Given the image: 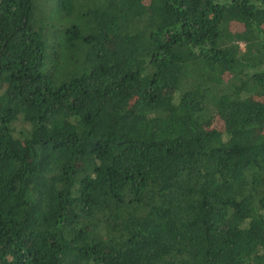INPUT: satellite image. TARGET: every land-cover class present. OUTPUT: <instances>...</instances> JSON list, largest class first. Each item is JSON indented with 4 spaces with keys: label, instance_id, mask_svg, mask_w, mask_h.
Instances as JSON below:
<instances>
[{
    "label": "trees",
    "instance_id": "obj_1",
    "mask_svg": "<svg viewBox=\"0 0 264 264\" xmlns=\"http://www.w3.org/2000/svg\"><path fill=\"white\" fill-rule=\"evenodd\" d=\"M0 264H264V0H0Z\"/></svg>",
    "mask_w": 264,
    "mask_h": 264
},
{
    "label": "rangeland",
    "instance_id": "obj_2",
    "mask_svg": "<svg viewBox=\"0 0 264 264\" xmlns=\"http://www.w3.org/2000/svg\"><path fill=\"white\" fill-rule=\"evenodd\" d=\"M212 125H214V126H216V127H220V126H221L220 120L215 119V120H214V123H212Z\"/></svg>",
    "mask_w": 264,
    "mask_h": 264
}]
</instances>
